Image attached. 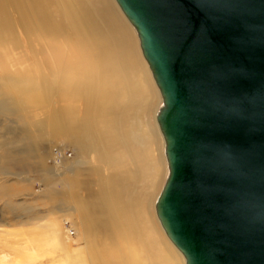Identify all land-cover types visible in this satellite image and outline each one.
<instances>
[{
    "label": "water",
    "instance_id": "1",
    "mask_svg": "<svg viewBox=\"0 0 264 264\" xmlns=\"http://www.w3.org/2000/svg\"><path fill=\"white\" fill-rule=\"evenodd\" d=\"M160 90L158 217L186 264H264V0H116Z\"/></svg>",
    "mask_w": 264,
    "mask_h": 264
},
{
    "label": "rangeland",
    "instance_id": "2",
    "mask_svg": "<svg viewBox=\"0 0 264 264\" xmlns=\"http://www.w3.org/2000/svg\"><path fill=\"white\" fill-rule=\"evenodd\" d=\"M65 2L77 10L82 4L95 16L102 31L108 32L111 23H116L115 33L128 38L132 57L140 64L139 72L124 74L125 79L133 81L136 90L125 88L116 121L102 117L97 111L93 115L91 111V130L84 139L75 138L71 130L67 138L49 133L44 122L48 116L46 108L49 101L53 104L55 100L48 99L39 87L28 92L37 101L35 106L16 104L13 95L7 99L11 110L6 112L8 109L0 106V264H68L66 253L62 252L66 249L70 259H76L75 264H90L91 239L78 216L77 201L87 198L88 193H97L101 186L107 187L111 179L121 177L130 189L137 187L128 194L130 199L154 190L155 203L169 172L157 125L162 96L142 54L137 31L116 0H50L53 14H63ZM11 7L9 13L15 22L20 8ZM26 39L28 47L16 28L6 40H0V63L6 67L8 61L18 58L20 61L15 63L19 65L11 68L10 74H17L27 66L36 79L34 65L40 59L39 47L33 37ZM134 68L138 69L136 65ZM71 91L70 88V102ZM74 107L76 115L82 116L83 100H77ZM60 154L62 157L56 158ZM156 225L170 245L173 257L179 264H185L159 220Z\"/></svg>",
    "mask_w": 264,
    "mask_h": 264
},
{
    "label": "bare ground",
    "instance_id": "3",
    "mask_svg": "<svg viewBox=\"0 0 264 264\" xmlns=\"http://www.w3.org/2000/svg\"><path fill=\"white\" fill-rule=\"evenodd\" d=\"M11 5L20 8L15 22L9 13ZM63 5L64 12L59 15L53 14L50 0H0V40H6L18 28L25 47H28L26 38L33 37L34 43H38L40 58L38 64L34 65L37 70L36 79L27 66L17 74H10L11 68L19 65L15 63L20 61L18 58L13 62L8 61L6 67L0 63V74L3 72L0 77V99L3 100L0 101V106L7 108L6 112L11 110L7 99L10 100L12 95L16 104L35 106L37 101L30 98L32 94L28 92L39 87L40 92L46 94L48 99L55 100L53 104L49 101L46 108L48 116L44 122L46 121V126L51 131L49 133L67 138L70 137L71 130L75 138L84 139L91 130L92 113L95 115L97 111L102 117L116 121L119 101L124 98L125 88L134 87L133 81L125 79L124 74L139 72L140 64L132 57L128 38L115 33L116 23H111V30L108 32L102 31L95 16L83 8L82 4L78 10L68 2ZM123 14L125 15L124 12ZM128 21L130 22L129 19ZM130 24L134 27L131 22ZM32 62H35L34 59ZM134 64L138 67L137 70H134ZM70 88L73 98L71 102ZM80 99L85 107L82 116L76 115L74 107ZM162 104L163 99L160 105ZM157 125L165 148L164 136L159 123ZM60 155L56 158H61L62 154ZM136 188L130 189L127 181L125 183L123 178L118 177L111 179L107 187H99L97 193H88L87 198L77 201L80 213L78 216L91 239L88 246L90 264H179L162 231L159 233L156 229V220L160 219H157L154 190L150 194L141 193L130 199L128 194L135 192ZM162 228L164 229L163 225ZM170 241L178 248L171 239ZM27 248H30L29 244ZM178 250L180 251L179 248ZM62 252L66 253L68 261L65 262H77L76 259H70L68 249ZM180 253L186 264L183 253Z\"/></svg>",
    "mask_w": 264,
    "mask_h": 264
}]
</instances>
